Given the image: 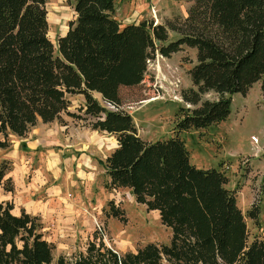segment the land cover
Masks as SVG:
<instances>
[{
    "label": "trees",
    "instance_id": "obj_1",
    "mask_svg": "<svg viewBox=\"0 0 264 264\" xmlns=\"http://www.w3.org/2000/svg\"><path fill=\"white\" fill-rule=\"evenodd\" d=\"M46 1L0 0V148L10 146V134L25 137L39 121L64 123L62 113L109 133L117 146L103 161L105 187L128 190L170 230L168 243L121 255L95 230L83 253L61 256L56 264H264V237L248 242L236 193L225 187L227 175L191 164L179 136L225 120L230 95H245L254 82L264 105V0H185L184 18L127 25L115 18L114 0H66L74 15L56 46L47 35ZM169 32L178 37L168 41ZM183 47L195 49L196 63L187 70L191 87L180 96L195 106L177 111L172 137L145 141L120 108V91L142 82L155 53L170 57ZM207 91L217 98L202 100ZM74 94L84 105L70 112ZM11 168L0 160V184L9 192ZM114 204L106 203L104 216L123 221V208ZM11 208L0 202V264H50L55 244L43 237L39 217L23 210L13 215ZM259 211L258 204L247 211L255 224Z\"/></svg>",
    "mask_w": 264,
    "mask_h": 264
},
{
    "label": "rangeland",
    "instance_id": "obj_2",
    "mask_svg": "<svg viewBox=\"0 0 264 264\" xmlns=\"http://www.w3.org/2000/svg\"><path fill=\"white\" fill-rule=\"evenodd\" d=\"M163 1L165 0L160 3ZM189 4L190 2L185 0H172L173 12L168 19L175 16L184 18ZM45 8L47 35L52 45L56 46V37L66 30L68 21L73 18V10L66 0H47ZM161 18V23L167 21L164 16ZM177 37L178 33L169 32L168 41ZM154 57L147 63L142 82L120 91V108L133 117L137 132L145 141L172 137L177 111L180 108L192 109L195 106L182 101L180 96L182 90L191 87L187 70L196 63L195 49L183 47L170 57L157 53ZM94 96L99 103L112 108L100 96L95 93ZM216 98L217 95L213 91H207L201 96L202 100ZM230 99V112L225 120L204 128L181 131L179 136L184 140L191 164L198 168L222 170L227 175L228 182L225 187L236 193V203L246 219L249 242L256 236L264 237V105L260 83H252L245 95L236 92L230 95ZM72 104L68 110L77 112L79 107ZM75 104L79 105L78 102ZM61 115L69 118L65 113ZM9 136L11 146L15 136ZM2 156L1 150L0 160ZM98 179L105 192L110 194V200L115 201L114 205L123 208L125 218L123 221L108 218L102 210L99 219L93 222L90 237L78 241L75 251L64 254L67 260L73 258L71 254L78 251V247L83 249L95 230L99 232L104 244L111 246L120 255L146 243L169 242L170 230L159 222L156 211H147L143 205L136 203L128 190L111 191L106 188L103 175ZM255 204H258L260 209L256 224L247 217V211ZM54 255L51 264H56L58 257Z\"/></svg>",
    "mask_w": 264,
    "mask_h": 264
},
{
    "label": "crops",
    "instance_id": "obj_3",
    "mask_svg": "<svg viewBox=\"0 0 264 264\" xmlns=\"http://www.w3.org/2000/svg\"><path fill=\"white\" fill-rule=\"evenodd\" d=\"M160 2L153 16L147 0H114L115 18L121 25L150 17L157 23L162 16L168 20L172 0ZM68 99L70 104L74 102L72 106L84 105L81 94ZM61 118L64 123L39 121L24 138L12 134L15 138L10 148H0L2 159L12 166L5 178L13 184L11 192L0 184V202H9L13 215L23 210L39 217L43 237L55 244L52 261L54 254L57 260L65 257L76 250L78 241L90 237L94 220L111 198L98 177L103 175L106 182L103 161L117 146L113 135L92 130L75 119ZM86 245L71 255L83 253Z\"/></svg>",
    "mask_w": 264,
    "mask_h": 264
},
{
    "label": "built area",
    "instance_id": "obj_4",
    "mask_svg": "<svg viewBox=\"0 0 264 264\" xmlns=\"http://www.w3.org/2000/svg\"><path fill=\"white\" fill-rule=\"evenodd\" d=\"M159 1H161V0H147L148 5H149V11L152 13L153 16L156 13L155 6L157 5V3ZM152 19H153L154 23H157L154 18H152ZM112 191H115V190H112Z\"/></svg>",
    "mask_w": 264,
    "mask_h": 264
}]
</instances>
